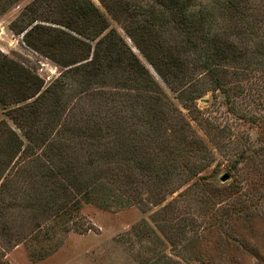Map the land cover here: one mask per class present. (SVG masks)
Masks as SVG:
<instances>
[{"label": "trees", "instance_id": "trees-1", "mask_svg": "<svg viewBox=\"0 0 264 264\" xmlns=\"http://www.w3.org/2000/svg\"><path fill=\"white\" fill-rule=\"evenodd\" d=\"M16 1L0 0V12ZM97 1L101 9L92 0H32L9 25L63 70L44 86L0 53V104L21 133L0 120V218L15 206L2 195L20 174L29 179L31 223L45 215L69 218L82 200L93 202L100 193L106 204L123 200L128 190L135 198L133 190L146 186L157 205L185 186L186 194L222 202L214 211L218 226H253L264 210V115L250 109L257 89L251 78L264 74V0ZM218 17L230 26H215ZM257 82L264 107V79ZM208 91L222 95L237 119L263 125L245 139L212 125L215 149L233 173L228 184L200 173L213 151L191 122L201 124L197 99ZM74 96L87 98L89 108L70 103ZM172 206H160L155 217ZM28 224H4L3 235L18 242Z\"/></svg>", "mask_w": 264, "mask_h": 264}, {"label": "rangeland", "instance_id": "rangeland-1", "mask_svg": "<svg viewBox=\"0 0 264 264\" xmlns=\"http://www.w3.org/2000/svg\"><path fill=\"white\" fill-rule=\"evenodd\" d=\"M31 1L17 0L0 12V53L22 63L47 86L60 74L62 67L26 46L22 36L9 28ZM92 1L101 9L97 0ZM109 20L111 26L123 35L121 27ZM222 25L230 26V23L218 17L215 26L222 28ZM128 43L131 45L129 40ZM133 50L173 98L174 93L158 78L137 49ZM258 78L264 79V74ZM251 79L256 82L257 89L254 90L250 109L256 115H264L263 104L257 97L259 84L257 79ZM242 83L246 87L249 84ZM202 98L207 101L197 99L201 124L191 123L213 155L209 165L200 173L210 176L216 183L228 184L233 173L227 156L215 149L217 144L212 135L217 128L212 125L243 138L246 135L255 138L256 132L263 130V125L257 127L258 124L237 119L229 106L222 102L223 97L219 93L208 91ZM87 100L74 96L70 103L80 101L78 109L89 108ZM242 100V106L248 108L249 100ZM0 120H5L12 130L21 135L7 118L1 104ZM225 172L230 179L221 182L219 177ZM29 185L27 177L13 174L3 192L4 204L16 202L15 206L7 207L0 218V264H264V210L256 217L253 226H243V222L238 221L232 229L228 225H217L219 215L214 211L222 208V202H205L202 200L204 197L200 198L193 191L186 194L185 186H182L166 194L160 204L153 205L148 199L146 186L133 190L137 187L129 184L125 187L134 193L138 191L135 198L128 197L131 192L128 190L123 200L109 199L102 204L100 200L106 198V194L100 193L93 198V202L82 200L79 212L71 213L69 218L66 215L63 218L45 215L46 220L36 219L31 223L28 218L31 213L26 206L31 195ZM168 203L173 204L170 211L156 218L155 211ZM210 207L212 210H209ZM25 220L30 224L26 226L28 229L24 231V238L16 242L4 237V224H18Z\"/></svg>", "mask_w": 264, "mask_h": 264}, {"label": "water", "instance_id": "water-1", "mask_svg": "<svg viewBox=\"0 0 264 264\" xmlns=\"http://www.w3.org/2000/svg\"><path fill=\"white\" fill-rule=\"evenodd\" d=\"M200 100H203V101H207V99L206 98H201ZM230 179V175L228 174V173H223L222 175H220V177H219V180L221 181V182H225V181H227V180H229Z\"/></svg>", "mask_w": 264, "mask_h": 264}]
</instances>
